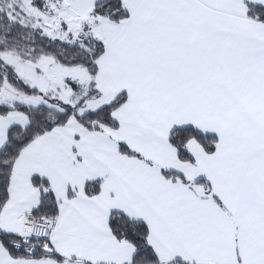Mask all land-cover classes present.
<instances>
[{
  "label": "snow or ice",
  "instance_id": "1",
  "mask_svg": "<svg viewBox=\"0 0 264 264\" xmlns=\"http://www.w3.org/2000/svg\"><path fill=\"white\" fill-rule=\"evenodd\" d=\"M0 264H264V0H0Z\"/></svg>",
  "mask_w": 264,
  "mask_h": 264
}]
</instances>
